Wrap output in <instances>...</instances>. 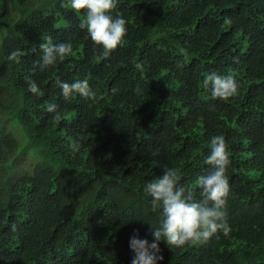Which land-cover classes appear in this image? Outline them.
Listing matches in <instances>:
<instances>
[{
	"label": "trees",
	"instance_id": "trees-1",
	"mask_svg": "<svg viewBox=\"0 0 264 264\" xmlns=\"http://www.w3.org/2000/svg\"><path fill=\"white\" fill-rule=\"evenodd\" d=\"M116 2L127 34L105 55L71 0H0V264H131L130 237L151 242L160 220L145 184L176 167L199 199L217 135L231 232L162 241L158 264H264V0ZM42 42L73 52L34 69ZM211 73L233 75L238 95L214 98ZM57 79H87L103 98L65 99Z\"/></svg>",
	"mask_w": 264,
	"mask_h": 264
},
{
	"label": "clouds",
	"instance_id": "clouds-1",
	"mask_svg": "<svg viewBox=\"0 0 264 264\" xmlns=\"http://www.w3.org/2000/svg\"><path fill=\"white\" fill-rule=\"evenodd\" d=\"M71 7L85 14L80 27L87 30L93 43L101 47L105 55L122 44L127 34V21L111 15L117 7L116 0H71ZM39 50L41 54L34 63V69L43 71L71 55L73 45L42 42ZM181 51L186 55V50ZM19 56L20 49L17 48L8 58L18 60ZM28 84L32 93L38 91L35 81H28ZM56 86L62 90L65 99L74 93L93 101L103 98L91 89L87 79L72 83L57 79ZM204 86L210 87L212 96L221 100L235 97L239 92V84L231 74L211 73L205 77ZM48 112L53 114V121L63 115L56 104L50 105ZM206 163L209 165L207 173L200 175L197 180L199 199L191 186L179 182V169L176 167L165 165L162 176L145 184L144 192L151 198V210H159L160 220L158 226L149 224V234L153 237L151 242L141 238L138 230L130 237L129 247L133 253L131 264H158L163 259L160 255L162 241L169 247H183L190 243L206 242L217 233L227 236L231 232L227 211L230 194L227 172L232 162L223 135L211 138V152Z\"/></svg>",
	"mask_w": 264,
	"mask_h": 264
},
{
	"label": "rangeland",
	"instance_id": "rangeland-1",
	"mask_svg": "<svg viewBox=\"0 0 264 264\" xmlns=\"http://www.w3.org/2000/svg\"><path fill=\"white\" fill-rule=\"evenodd\" d=\"M12 127L14 128L15 130V133H17L19 139H20V142H19V147H24L25 146V136L23 134V132L21 130H19V126L17 124H11Z\"/></svg>",
	"mask_w": 264,
	"mask_h": 264
}]
</instances>
